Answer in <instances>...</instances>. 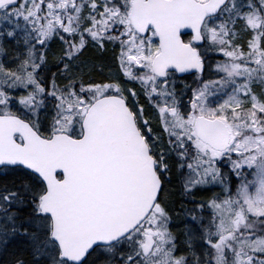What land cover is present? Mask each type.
<instances>
[{
  "label": "snow or ice",
  "instance_id": "snow-or-ice-1",
  "mask_svg": "<svg viewBox=\"0 0 264 264\" xmlns=\"http://www.w3.org/2000/svg\"><path fill=\"white\" fill-rule=\"evenodd\" d=\"M0 264H264V0H0Z\"/></svg>",
  "mask_w": 264,
  "mask_h": 264
}]
</instances>
